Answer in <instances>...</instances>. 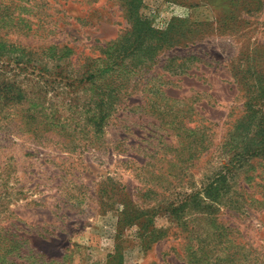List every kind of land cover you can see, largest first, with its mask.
<instances>
[{
    "label": "rangeland",
    "instance_id": "1",
    "mask_svg": "<svg viewBox=\"0 0 264 264\" xmlns=\"http://www.w3.org/2000/svg\"><path fill=\"white\" fill-rule=\"evenodd\" d=\"M138 1L0 0V264H264V0Z\"/></svg>",
    "mask_w": 264,
    "mask_h": 264
},
{
    "label": "trees",
    "instance_id": "2",
    "mask_svg": "<svg viewBox=\"0 0 264 264\" xmlns=\"http://www.w3.org/2000/svg\"><path fill=\"white\" fill-rule=\"evenodd\" d=\"M135 2H137V5L133 6L130 11V16L132 20L130 35L128 37L120 36L114 39L112 43H110L104 48V51L106 53L105 58L103 59L99 57L98 59L92 60L91 62L94 63L96 61H102L103 63H105L110 62L112 60L110 66H115L119 64L124 58L136 54L139 55V62H141L142 60H144L143 62H147L155 57L158 49V42H161L160 39L157 38L159 34H157V32L151 27L150 22L146 18L137 15L136 9L138 8L139 1L135 0ZM86 74L87 73H85V75ZM92 77L93 74H90L87 79L90 80ZM82 79H84V77ZM21 100L22 93L18 88H14V84H10V82H6L4 80L0 81L1 119H8V117L12 114L10 110L17 108L18 106H22ZM26 115L27 116H24L25 123L27 125H30V123H28L30 121L34 123V115H32V113L28 114V112H26ZM195 128L186 129V131L189 135H192L196 133ZM259 137L262 139V142H264L261 133ZM250 151L251 150L248 149L247 152L252 154ZM261 154L264 155V146L262 147V149H260L258 153L256 151L254 152V157L262 156Z\"/></svg>",
    "mask_w": 264,
    "mask_h": 264
}]
</instances>
